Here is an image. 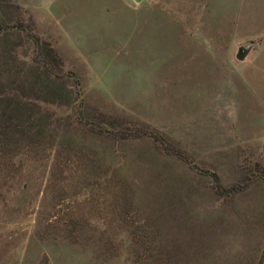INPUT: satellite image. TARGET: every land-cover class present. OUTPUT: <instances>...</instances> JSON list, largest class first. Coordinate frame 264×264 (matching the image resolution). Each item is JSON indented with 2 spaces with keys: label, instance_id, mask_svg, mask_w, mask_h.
I'll return each instance as SVG.
<instances>
[{
  "label": "rangeland",
  "instance_id": "1",
  "mask_svg": "<svg viewBox=\"0 0 264 264\" xmlns=\"http://www.w3.org/2000/svg\"><path fill=\"white\" fill-rule=\"evenodd\" d=\"M4 11L56 50L83 104L158 135L124 150L141 162L134 208L155 209L173 178L176 218L144 252L116 189L87 187L68 159L18 155L0 162V264H264V0H0Z\"/></svg>",
  "mask_w": 264,
  "mask_h": 264
},
{
  "label": "trees",
  "instance_id": "2",
  "mask_svg": "<svg viewBox=\"0 0 264 264\" xmlns=\"http://www.w3.org/2000/svg\"><path fill=\"white\" fill-rule=\"evenodd\" d=\"M28 27L18 12H0V162L13 164L18 155H49L57 168L68 159L74 171L89 178L87 187L116 189L112 198L123 220L138 232L144 252H153L165 225H173L169 199L174 179L156 188L162 203L158 200L155 209L134 208L129 166L141 162H130L124 150L158 135L142 123L127 124L83 104L77 79L61 70L56 50L29 34ZM26 45L33 46L31 55ZM132 208L139 217L131 215Z\"/></svg>",
  "mask_w": 264,
  "mask_h": 264
},
{
  "label": "water",
  "instance_id": "3",
  "mask_svg": "<svg viewBox=\"0 0 264 264\" xmlns=\"http://www.w3.org/2000/svg\"><path fill=\"white\" fill-rule=\"evenodd\" d=\"M135 1H141V0H135ZM248 51H249L248 49H244V48L239 49L236 54L237 59L243 60L247 55Z\"/></svg>",
  "mask_w": 264,
  "mask_h": 264
}]
</instances>
